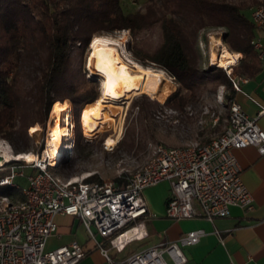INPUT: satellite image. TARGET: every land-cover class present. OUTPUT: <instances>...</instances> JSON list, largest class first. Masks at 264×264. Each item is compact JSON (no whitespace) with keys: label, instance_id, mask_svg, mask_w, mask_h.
Returning <instances> with one entry per match:
<instances>
[{"label":"trees","instance_id":"obj_1","mask_svg":"<svg viewBox=\"0 0 264 264\" xmlns=\"http://www.w3.org/2000/svg\"><path fill=\"white\" fill-rule=\"evenodd\" d=\"M261 3L144 0L136 7L128 0H0V138L16 151L27 149L28 127H43L54 102L66 98L80 127L82 109L95 102L99 92L75 58L81 57L94 36L122 30L129 33L127 49L136 62L164 70L177 84L163 105L183 111L203 101V93L211 92L210 83L225 86L230 102L236 90L229 76L220 67L203 68L199 42L207 41L206 30L224 29L229 49L242 54L239 73L249 74L260 64L253 47L258 29L251 10ZM155 33L158 42L151 45L145 35ZM148 104L137 99L132 106L148 112L157 102L149 100ZM221 121L220 117L217 123ZM78 134L72 149L82 158L89 144H82ZM70 162H60L54 169H66ZM6 173L0 171V175ZM85 180L102 181L98 175ZM10 194L16 191L0 187V196Z\"/></svg>","mask_w":264,"mask_h":264},{"label":"built area","instance_id":"obj_2","mask_svg":"<svg viewBox=\"0 0 264 264\" xmlns=\"http://www.w3.org/2000/svg\"><path fill=\"white\" fill-rule=\"evenodd\" d=\"M251 19L264 36V4L252 8ZM253 47L264 70L261 38L253 40ZM227 73L234 90H240L242 78L231 70ZM72 114L70 108L71 141L63 152L73 148ZM250 145L264 154V129L234 100L229 102L226 126L217 136L186 146L157 144L143 165L119 181L58 177L52 172L56 157L48 154L46 141L34 160L18 159L20 165L0 164V171L7 170L0 175V187L16 191V195L0 196V264H77L86 252L76 240L45 249L47 238L57 231V215L78 219L108 264H184L187 258L182 246L197 243L205 234L202 229L188 231L178 242L148 246L119 261L109 257L98 237L109 239L120 249L142 238L143 231L130 225L148 214L143 190L161 181L169 183L166 216L174 220L203 216L213 221L228 216L231 206L252 210L253 196L241 179L233 152Z\"/></svg>","mask_w":264,"mask_h":264},{"label":"rangeland","instance_id":"obj_3","mask_svg":"<svg viewBox=\"0 0 264 264\" xmlns=\"http://www.w3.org/2000/svg\"><path fill=\"white\" fill-rule=\"evenodd\" d=\"M130 2L136 7H139L143 4L144 0H128V3ZM261 4H264V0H262ZM259 33L260 32L258 31V35ZM204 35L206 36L207 41L199 42V47L202 53L203 68L220 67L225 71L227 76V70H231L234 73L236 71V66L238 65L237 63L231 64L229 67L224 66L227 67L225 69L224 67L213 63L210 57L212 50L217 51L218 49V40L230 50L223 40L224 29H208L205 31ZM97 36L111 38V44L108 46L113 49H118L121 58L126 61L131 68L133 64L138 63L134 60L127 49V41L129 39V33L127 30ZM145 40L151 43V45H155L158 42V36L156 33L151 37L145 35ZM89 54L90 43L81 54V57L76 56L75 60L76 62H80L83 66L85 78L94 80L97 83L100 97L102 77L99 74L91 73L88 69L87 59ZM141 66L157 69L158 73L162 76L160 88L163 89L164 84L167 83L169 87L168 92L164 93L162 99L152 97L147 93H139L131 95L130 99L122 100L119 104L118 102H113L112 105H110L112 112L109 117L108 127H104L97 131L92 137L87 136L86 126L84 125L82 116L81 123L79 120L80 127H77V121L74 114H72L74 124L73 145L79 135L78 132H80V142L82 144H89V147L87 148L88 151L82 158H77L73 149L71 152H63L59 163L69 160L71 161V164L66 169L53 168L52 172L54 174L61 178H87L92 175H98L102 181H117L116 178L120 179L124 174H130L143 165L151 154L153 147L157 144L186 146L195 143H203L205 138L211 139L221 133L226 126L229 114V101L225 97L228 90L225 86L210 83L208 88L211 92L203 93L202 102L191 103L185 107L183 111H178L163 105L166 98L177 88V84L174 82L173 78L164 70L153 66ZM137 99L147 106L149 105V100L155 101L157 104H151V108L148 112H141L137 106H132L133 102ZM62 101L69 102L73 113V105L70 99L66 98ZM93 103L85 105L82 109V114L83 111ZM70 108L68 110V115ZM51 110L52 107L43 127L39 124L32 125L37 127L35 132L30 131L32 126L28 127L27 131L29 138L25 141L27 149L16 151L2 138H0V143L7 145L12 154H24L28 152L33 154L37 152L39 153L44 147L45 142L48 140L49 127L54 124ZM220 117L222 118V121L221 123H217ZM109 136L115 138L116 142L114 145L106 148L105 142ZM19 162L21 161L17 159L6 162V164L20 165ZM28 171V169L25 170V172ZM19 182L22 183V185H25V180L23 178H20ZM82 228L83 226L81 225L80 229L82 230Z\"/></svg>","mask_w":264,"mask_h":264},{"label":"crops","instance_id":"obj_4","mask_svg":"<svg viewBox=\"0 0 264 264\" xmlns=\"http://www.w3.org/2000/svg\"><path fill=\"white\" fill-rule=\"evenodd\" d=\"M264 43L261 33L257 36ZM239 54V60L242 54ZM234 74L242 78L240 90L233 100L250 117H256L264 129V70L256 63L247 74ZM234 155L241 168V179L253 196L254 206L245 211L231 206L228 216L210 221L203 216L174 220L166 216V201L169 183L161 181L143 190L148 214L130 226L143 231V237L116 248L109 239L99 238L101 246L115 261L123 260L151 245L162 242H178L180 237L191 230L202 229L205 234L193 245L182 246L187 261L184 264H264V154L255 146L235 149ZM57 231L47 238L45 249L52 250L73 240L80 242L85 255L77 264H108L100 249L86 236L81 222L68 215H57ZM171 264V262H169Z\"/></svg>","mask_w":264,"mask_h":264},{"label":"bare ground","instance_id":"obj_5","mask_svg":"<svg viewBox=\"0 0 264 264\" xmlns=\"http://www.w3.org/2000/svg\"><path fill=\"white\" fill-rule=\"evenodd\" d=\"M112 39L106 36H94L90 41V54L87 59V67L93 74H99L101 79L100 97L87 107L83 112V121L86 126L87 136L92 137L97 131L108 127L111 107L113 102L121 103L122 100L130 99L131 95L147 93L152 97L162 99L165 92H168V84L160 88L162 76L157 69L143 67L138 63L131 66L124 61L118 49L108 45ZM217 51L211 52V61L219 66H230L238 61L239 54L228 50L223 43L217 41ZM134 68V69H133ZM107 103V104H105ZM67 101L54 102L51 116L54 124L49 127L47 140V151L50 156L56 157L52 166L59 164L58 157L62 155L63 149L67 148L71 141V129ZM36 126L30 131L35 132ZM85 135V134H84ZM86 136V135H85ZM116 142L113 137L106 139V146H112ZM66 146V147H64ZM0 164L11 160L24 159L32 161L35 158L33 153L12 154L7 145L0 143ZM5 158V161H3Z\"/></svg>","mask_w":264,"mask_h":264},{"label":"water","instance_id":"obj_6","mask_svg":"<svg viewBox=\"0 0 264 264\" xmlns=\"http://www.w3.org/2000/svg\"><path fill=\"white\" fill-rule=\"evenodd\" d=\"M0 158H1V156H0Z\"/></svg>","mask_w":264,"mask_h":264}]
</instances>
